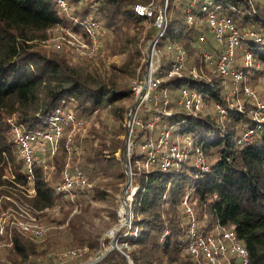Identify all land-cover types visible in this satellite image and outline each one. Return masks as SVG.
I'll return each mask as SVG.
<instances>
[{"label": "trees", "instance_id": "trees-1", "mask_svg": "<svg viewBox=\"0 0 264 264\" xmlns=\"http://www.w3.org/2000/svg\"><path fill=\"white\" fill-rule=\"evenodd\" d=\"M64 1L70 11L64 12L57 0H0V210L11 205L19 211L33 212L51 207L58 200L74 201L65 199L66 193L57 190L66 162L64 138L48 163V167L53 165L52 174L48 177L45 168L35 163L33 176L28 178L24 161L18 156L12 125L35 132L53 121L57 108L67 107L87 117L132 96L129 86H117L112 80L81 72L63 56L47 52L40 45L46 31L55 25H67L88 35L90 22L98 19L108 36L121 41L118 47L122 52L131 37L136 41L138 38L139 54L141 46L157 35V10L152 17L133 11L135 4L149 0ZM210 12L230 18L240 34L230 68L242 73L241 83L259 79L263 85L264 0H167L166 27L156 41L161 54L156 72L159 84L154 92L161 107L157 111L146 102L140 104L143 126L136 125L134 145L129 151L131 182L137 189L129 204L134 233L123 239L128 240L134 264H198L187 249L189 217L182 204L184 197L197 211L200 234L232 230L247 249L246 264H264V121L254 115L259 109L253 101L245 99L238 108L225 100V80L232 78L220 75L214 62L204 57L209 52L216 61L223 48L211 34L207 21ZM249 32L256 33V37L249 36ZM180 48L186 65L179 74L168 75L175 61L174 52ZM247 51L252 57L250 65L243 61ZM145 66L143 60L141 78L146 73ZM183 90L199 93L203 108L190 110L181 105ZM216 104L224 108V113L217 110ZM156 111L160 115L158 123L170 140L183 135L189 143L185 155L173 156L171 164L157 155L145 167L149 156L139 149V144L153 136L158 124L152 128L147 124ZM261 111L258 114L264 116V107ZM107 137L97 138L91 133V141L96 140L97 145L87 154L85 169L93 176L100 173L113 177L108 187L111 192L104 189L107 183L99 182L92 186V198H113L121 193L127 180L121 158L126 152L125 138ZM30 189L32 195L28 194ZM23 235L15 230L11 241L16 253L25 259L30 244ZM229 257L231 264H243L234 253ZM90 264L127 262L119 250L111 249Z\"/></svg>", "mask_w": 264, "mask_h": 264}, {"label": "rangeland", "instance_id": "rangeland-1", "mask_svg": "<svg viewBox=\"0 0 264 264\" xmlns=\"http://www.w3.org/2000/svg\"><path fill=\"white\" fill-rule=\"evenodd\" d=\"M143 5H148L155 9L158 7L163 8L167 6V0H163V2H161V0H149V2ZM70 8L69 6L68 8H63V11H70ZM94 20L100 25L98 19ZM46 32V37L40 41V45L46 49L47 52L50 51L53 54L57 53L63 56L75 69L81 72H88L94 77L112 80L117 86L127 85L132 89L134 85L140 84V87L136 90L132 89L131 98L118 101L115 106H108L99 110L97 113L93 112L87 117L80 116L67 107L58 108L59 110L71 111L77 118L83 120L84 125L79 128H67V124L63 122L59 123L62 127L59 135L53 136L52 139L42 140L41 144H36L34 149L36 150L35 156L38 160L37 163H40L45 168V174L49 177L54 168L53 165H49L48 167V163H51L50 161L53 160V156L57 153L58 145L62 138H64L63 145L66 149V162L60 173V179L63 177L64 169L79 167L88 177L87 184L82 188H77L70 194H64L65 199L68 197L74 200L71 203L58 200L51 207H45L44 209H38L33 212L28 209L19 211L18 208L14 209L13 206L10 207L11 205H7L5 209H1L0 215L9 214L11 219L23 221L25 223L24 226H21V224H13L11 227L3 228V232L0 233V263L90 264L100 260L111 249H117L123 254L127 264H134L129 255L131 247H129L130 245L127 243L128 240L123 239L126 235L134 233L130 227L132 211L129 204L137 187L132 182L125 187L128 177L130 176L131 178L128 161L129 151L131 146L133 147L134 145L133 134H135L138 129L136 125L139 124V126H143L140 120L141 118L139 119L140 104L146 102V104L154 106V109L161 107V103L158 102V96L156 98L152 96V100L145 99L136 104L138 95L141 93V88L144 87L146 83V73L142 78L139 75L143 69V60L149 61L148 55L150 56V53L148 50H150L149 44L151 40H148L141 46L139 54L136 51L140 47V40H138V38L136 41L131 37V40L126 43L125 51L122 52L118 47L121 41L120 43L118 40L116 42L113 38L114 36H108L107 32L101 28V26L95 25L91 30H87L88 35L79 33L78 31L76 32L67 25H55ZM211 34L214 37L213 32H211ZM216 42L218 45L221 44V42L217 40ZM131 51H133L134 54L131 53ZM157 52L160 65L161 53L158 49ZM178 54L179 51L177 49V53L174 52L175 61ZM147 61L145 70H147ZM185 65L183 54L180 68H183ZM242 79L234 81L227 78L225 80V95L228 97V99L225 100L229 102V105L232 106V104H237L238 108H240L241 102L245 99L251 100L255 104H257V101L264 104V86L262 82L259 79H251V81L247 83H241ZM245 86L248 87V89H252L255 95H248L244 89ZM151 95H153V93ZM133 106L134 109L132 110ZM201 108H203V101L199 109L201 110ZM124 109H126L125 113L123 112ZM258 109V112L254 115L259 120L264 121L263 114H258L262 112L261 109L263 108L258 107ZM159 110L160 109H157V111ZM56 111L57 110L54 112L55 114L57 113ZM157 111L152 113L151 120H148L147 124L151 128L158 124L153 132V136L139 144V149L149 156L144 162L145 167H147L150 161H153L157 155L162 157L166 163L171 164L173 162L172 157L177 152L171 151L170 147L173 144L178 147L179 151H182V149L184 152L187 151V148H184L186 137L180 135V137H175L174 140H170L168 133L163 131L161 123H158L160 122V115ZM155 116H157L158 119L155 118ZM54 117L55 116H53L52 119H54ZM128 121L132 127H127ZM52 125L53 122L47 124L42 129V132H49V128ZM123 126H125L124 131L127 130L126 135L124 134ZM91 133L97 138L98 136H108L107 138H110L114 135L125 138L126 152L125 155L123 153L121 158L127 180L121 193H116L113 198L109 195L107 197L105 196L104 199L99 197L92 198V192L94 191L92 190V186L96 183L99 184V182H103L104 184L107 183L104 185V189H106L107 193H110L111 190L108 187L113 177L100 173H95L96 175L93 176L92 173L90 174L89 171L85 169V165L88 164L86 156L92 153V150L96 148L95 145H97L96 140L92 143L90 138ZM159 139H162V142H160ZM67 146H69V148ZM115 155L118 158L120 157L119 150L115 152ZM125 156L127 157L125 158ZM126 164L129 174L126 172ZM32 193L33 190L30 189L28 194L32 195ZM184 199H187V197H184ZM187 204L189 206L192 205L188 202ZM195 222L199 226L200 223L198 220L196 221V218ZM15 230L23 232V239L30 244V248L27 250L28 255L25 259L16 253L15 247L12 244L11 237ZM40 231L41 234H38ZM187 232H189V230ZM35 236L39 238L36 239ZM122 247H124L125 250H123ZM75 250H80V253L69 254V252ZM229 255V252L224 255L218 254L219 264H231L232 262ZM186 260L188 261V259ZM48 261L51 262L48 263ZM197 262L198 264H203L201 260Z\"/></svg>", "mask_w": 264, "mask_h": 264}, {"label": "built area", "instance_id": "built-area-1", "mask_svg": "<svg viewBox=\"0 0 264 264\" xmlns=\"http://www.w3.org/2000/svg\"><path fill=\"white\" fill-rule=\"evenodd\" d=\"M58 4L66 8L67 5L64 0H57ZM165 6L163 8H152L148 5L143 4H135L133 6V11L142 16L152 17L154 11L157 10V15L154 19V26L157 29L156 37L150 41V56L148 55L147 67H146V75H145V86L146 89L143 92L144 87L141 88L142 100L151 99V96L154 98L157 97L156 93L154 92L157 90L159 84V77L156 75L160 65L159 60L157 57V49H156V41L162 35L166 27V14H165ZM191 19V16L188 17V20ZM208 24L210 26L211 32H213L215 39L218 42L223 44L222 50L219 52L218 58L216 61H212V57L210 53H204V57L209 63L215 64L217 71L222 76H230L232 80L239 81L243 78V75L240 71H236L231 69V64L234 60V54L236 47L239 46L240 42V34L236 25L232 22V20L228 17H219L215 13L210 12L208 14ZM91 25H89L88 31L91 30L93 26H99L98 22L91 21ZM247 34V33H246ZM249 36L256 37V33L249 32ZM170 47V46H169ZM179 54L175 62H173L168 70V75L171 74H179V69L181 67V61L183 59L184 51L182 49H178ZM244 63L247 65L252 64V57L249 51L245 52L244 54ZM264 85V80H263ZM140 87V84L134 85L132 89L136 90ZM246 93L248 95H255L252 89H248V87H244ZM153 93V95H151ZM164 96L163 102H167L166 97V90L162 91ZM225 99L227 100L228 97L226 95ZM179 103L183 105L185 108L190 110H198L202 104V98L199 93L183 90L180 96ZM257 107L263 108L264 104L259 103L255 104ZM220 113H224V108L217 105L215 106ZM60 109V108H59ZM56 109L57 113L54 115L53 125L49 128V132H42V129H39L35 132H26L21 127L17 125H12L11 132L13 139L17 146L18 156L24 161V166L27 171V177L32 178L33 173V166L37 163V159L35 156L36 150L34 149L37 143H42V140L52 139L53 136L59 135L60 129L62 128L59 123L63 122L67 124V128H79L84 125L83 120L77 118L71 111H64ZM264 117V116H263ZM155 118L158 119L157 116ZM134 121V120H133ZM129 123V124H128ZM127 127L130 126V122L128 121ZM50 133V134H49ZM167 135V133H166ZM162 139H159L160 142ZM57 142V141H56ZM189 142L185 143L184 148H187ZM34 146V147H33ZM69 148V146H67ZM171 151L176 152L174 156H179L185 154V152L178 149V147L173 144L171 147ZM187 150V149H186ZM201 154L200 152H197ZM197 160L200 159V156L196 158ZM88 177L79 167H73L69 169H64L63 177L61 182L57 184V190L65 192L66 194H70L75 191L77 188H82L87 184ZM182 204L185 206L188 217H189V232L187 237L188 245L187 249L192 254L193 258L197 261H203V264H219L218 254H226V253H234L237 258L243 263H247L248 259V252L244 245L240 242L237 238L236 234L232 230H224L219 232L215 235H207L204 236L200 234L197 230L199 227L195 222V211L194 209L187 204V200L183 199ZM23 221H18L11 219L9 214H1L0 215V233L3 232L4 227H11L13 224H18L24 226ZM38 226V225H36ZM41 234V231L38 233ZM38 239L39 237H36ZM128 243V242H127ZM126 243V244H127ZM80 250H75L73 252H69V254H78Z\"/></svg>", "mask_w": 264, "mask_h": 264}, {"label": "water", "instance_id": "water-1", "mask_svg": "<svg viewBox=\"0 0 264 264\" xmlns=\"http://www.w3.org/2000/svg\"><path fill=\"white\" fill-rule=\"evenodd\" d=\"M145 89H146V86H144L143 92L145 91ZM140 100H141V99L138 98L136 104H137ZM134 106H135V105H134ZM134 106L132 107V110L134 109ZM124 149H126V144L124 145ZM126 172L129 174V172H128V168H127V164H126ZM130 182H131V178H130V176H129V177H128V181H127L125 187H127V186L130 184Z\"/></svg>", "mask_w": 264, "mask_h": 264}, {"label": "bare ground", "instance_id": "bare-ground-1", "mask_svg": "<svg viewBox=\"0 0 264 264\" xmlns=\"http://www.w3.org/2000/svg\"><path fill=\"white\" fill-rule=\"evenodd\" d=\"M140 93V92H139ZM142 97V93H140L139 95H138V98H141Z\"/></svg>", "mask_w": 264, "mask_h": 264}]
</instances>
